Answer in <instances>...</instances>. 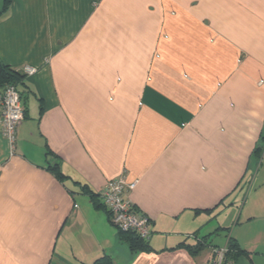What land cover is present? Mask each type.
<instances>
[{"label": "crops", "instance_id": "0c3cea01", "mask_svg": "<svg viewBox=\"0 0 264 264\" xmlns=\"http://www.w3.org/2000/svg\"><path fill=\"white\" fill-rule=\"evenodd\" d=\"M0 60L37 69L0 134V264H214L245 191L264 243V0H13ZM121 177L148 251L97 205Z\"/></svg>", "mask_w": 264, "mask_h": 264}, {"label": "built area", "instance_id": "2783aa9c", "mask_svg": "<svg viewBox=\"0 0 264 264\" xmlns=\"http://www.w3.org/2000/svg\"><path fill=\"white\" fill-rule=\"evenodd\" d=\"M21 73L31 77L37 69L25 67ZM26 118L23 96L17 86L0 87V134L14 147L18 129ZM133 185L125 177L107 183L100 193L101 202L110 214L111 224L120 232H132L141 240L148 242L152 235L151 220L140 212L130 200L127 193ZM216 255L214 264H223L226 249H213Z\"/></svg>", "mask_w": 264, "mask_h": 264}, {"label": "trees", "instance_id": "16d2710c", "mask_svg": "<svg viewBox=\"0 0 264 264\" xmlns=\"http://www.w3.org/2000/svg\"><path fill=\"white\" fill-rule=\"evenodd\" d=\"M1 1H2V9L0 10V20L5 18L7 15H9L13 3V0H1ZM24 80H25V76L21 72L16 71L15 69H12L11 67L4 65L0 60V87H4L8 85L17 86L23 96V92L21 88L22 86H25ZM50 170L57 176L59 180L66 179V176L62 173L58 164L51 166ZM96 199L98 202L97 205L99 207H104L107 210L105 205L101 202L100 195H98ZM108 215L110 218L109 212ZM120 234L123 239H125L130 243V247L133 252L136 251L144 252L149 250L147 245L148 242L141 240L134 233L120 232ZM212 249H222V248L213 246ZM195 250L196 252L202 250V246L201 245L196 246ZM242 254H246V253L242 249H240V246L236 242V240L235 242H233L232 239L229 240V244H228V248L226 249L223 264H228L230 260H236ZM99 262L100 261H97L96 264H98Z\"/></svg>", "mask_w": 264, "mask_h": 264}, {"label": "rangeland", "instance_id": "374dc122", "mask_svg": "<svg viewBox=\"0 0 264 264\" xmlns=\"http://www.w3.org/2000/svg\"><path fill=\"white\" fill-rule=\"evenodd\" d=\"M246 194H247V192L245 191L243 196H242V202L240 203L241 204L240 205V210L237 209L236 210V212H237L236 214H235V211H232V213H230L227 216V218L225 220L226 223H224V224H225V226L227 225L228 228H230V230L228 232H224V233L222 232L224 241H222V243H220V245L223 246L227 239L231 238L233 242H235V240L238 239V240L241 241L240 243L243 245V246L239 245L240 249L243 250L245 248H250L251 250L250 249H245L243 251L247 255H249L248 252H250V251L254 252V257H255V258L253 257L254 261H257L258 264H264V243L261 245L260 244L261 243L260 240H257V242H252L251 240H247L248 239L247 237L250 236V235L253 236V233L255 235H257V236L259 235V232L257 231L258 225H254V224L250 223L251 225L249 226L248 222L246 221L247 220L246 219L247 218L246 217L247 214L244 213L242 215V214L239 213V212H241L242 207H244L243 205L245 204V202H247V205H248V201H247V196L248 195H246ZM259 222L263 224V221L261 219H259ZM245 246H248V247H245ZM257 253H259V254H257Z\"/></svg>", "mask_w": 264, "mask_h": 264}]
</instances>
